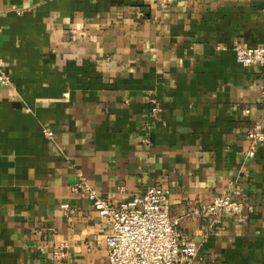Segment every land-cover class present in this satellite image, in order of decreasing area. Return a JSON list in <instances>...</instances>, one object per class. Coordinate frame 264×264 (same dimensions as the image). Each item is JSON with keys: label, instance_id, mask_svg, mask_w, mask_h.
<instances>
[{"label": "crops", "instance_id": "0c3cea01", "mask_svg": "<svg viewBox=\"0 0 264 264\" xmlns=\"http://www.w3.org/2000/svg\"><path fill=\"white\" fill-rule=\"evenodd\" d=\"M160 1L0 0V264H53L62 243L64 264L107 261L79 173L115 205L168 189L193 264H264V142L246 156L264 75L235 51L264 44V0ZM237 179L244 213L190 214Z\"/></svg>", "mask_w": 264, "mask_h": 264}, {"label": "built area", "instance_id": "2783aa9c", "mask_svg": "<svg viewBox=\"0 0 264 264\" xmlns=\"http://www.w3.org/2000/svg\"><path fill=\"white\" fill-rule=\"evenodd\" d=\"M171 2L172 0H161L160 6L166 8ZM235 51L243 65H261L264 75V44H237ZM0 83L12 84L7 65L1 56ZM261 100L264 108V86L261 90ZM150 101L152 114L159 116L163 111L160 101L155 96L151 97ZM245 111L249 112L250 109L246 108ZM263 126L264 113L261 120L251 125L247 131L250 147L246 156L249 158L256 155L258 146L264 142ZM44 132L49 136L54 134L48 128H44ZM143 140L148 142L149 138L145 137ZM240 177L242 179V175ZM73 188L83 190L99 215L111 224L106 237L107 261L104 264H193L198 256L200 244L193 238L182 236L179 228L180 218L171 215L169 191L165 187L151 185L142 194L117 205L100 196L82 173H79V179ZM63 208L68 216L74 211L67 204H64ZM247 208L248 200L242 184L237 179L230 183L225 191L215 195L212 201L200 205L190 214H209L217 218L223 215H240ZM66 248V244L62 243L54 251L53 264H64L67 257Z\"/></svg>", "mask_w": 264, "mask_h": 264}]
</instances>
